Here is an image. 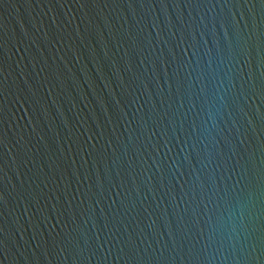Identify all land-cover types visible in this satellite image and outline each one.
<instances>
[{
    "label": "water",
    "instance_id": "water-1",
    "mask_svg": "<svg viewBox=\"0 0 264 264\" xmlns=\"http://www.w3.org/2000/svg\"><path fill=\"white\" fill-rule=\"evenodd\" d=\"M0 264H264V0H0Z\"/></svg>",
    "mask_w": 264,
    "mask_h": 264
}]
</instances>
